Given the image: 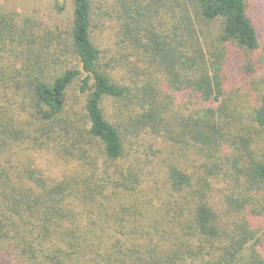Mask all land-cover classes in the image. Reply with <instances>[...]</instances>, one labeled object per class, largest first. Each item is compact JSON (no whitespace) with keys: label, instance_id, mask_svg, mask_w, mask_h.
I'll list each match as a JSON object with an SVG mask.
<instances>
[{"label":"trees","instance_id":"trees-1","mask_svg":"<svg viewBox=\"0 0 264 264\" xmlns=\"http://www.w3.org/2000/svg\"><path fill=\"white\" fill-rule=\"evenodd\" d=\"M253 1L0 0V264H264Z\"/></svg>","mask_w":264,"mask_h":264},{"label":"rangeland","instance_id":"rangeland-1","mask_svg":"<svg viewBox=\"0 0 264 264\" xmlns=\"http://www.w3.org/2000/svg\"><path fill=\"white\" fill-rule=\"evenodd\" d=\"M254 5H256L255 9H251L250 14L253 15V17L255 18L254 20L257 23V26L260 28V33L264 34V5H262L261 0H254ZM6 8L9 10H14V9H20L22 7H27L28 2L27 0H7L6 2ZM259 55L261 58H263L264 60V37H263V41L260 47V52ZM260 75H264V62H263V70L261 71ZM264 77V76H263ZM243 91H246V89H243ZM245 94V93H243ZM242 94V95H243ZM251 100L246 98L245 96L241 97V100L239 101V107L240 109H244L245 107H247L249 110V104H250ZM250 111L246 112L245 115H247ZM247 122V121H246ZM250 124V123H249Z\"/></svg>","mask_w":264,"mask_h":264}]
</instances>
